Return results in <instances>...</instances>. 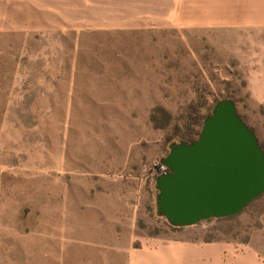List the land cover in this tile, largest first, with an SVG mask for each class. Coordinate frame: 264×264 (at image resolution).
<instances>
[{"label": "rangeland", "instance_id": "1", "mask_svg": "<svg viewBox=\"0 0 264 264\" xmlns=\"http://www.w3.org/2000/svg\"><path fill=\"white\" fill-rule=\"evenodd\" d=\"M223 99L264 150V0H0V264H58L62 214L82 204L89 235L100 178L143 183L141 235L263 228L264 194L186 229L157 212L168 137Z\"/></svg>", "mask_w": 264, "mask_h": 264}, {"label": "water", "instance_id": "2", "mask_svg": "<svg viewBox=\"0 0 264 264\" xmlns=\"http://www.w3.org/2000/svg\"><path fill=\"white\" fill-rule=\"evenodd\" d=\"M163 164L157 212L177 228L233 217L264 194V150L232 99L215 104L195 142L172 143Z\"/></svg>", "mask_w": 264, "mask_h": 264}, {"label": "crops", "instance_id": "3", "mask_svg": "<svg viewBox=\"0 0 264 264\" xmlns=\"http://www.w3.org/2000/svg\"><path fill=\"white\" fill-rule=\"evenodd\" d=\"M100 179L94 201L88 204L95 212L94 221L89 220V235L81 230L77 211L82 204H73L71 228L66 227L62 214L55 236L58 264H264V242L260 240L264 227L251 232L246 240L141 235L137 219L146 199L143 183L118 181L120 187L112 189L107 180ZM114 259L120 261L114 263Z\"/></svg>", "mask_w": 264, "mask_h": 264}, {"label": "trees", "instance_id": "4", "mask_svg": "<svg viewBox=\"0 0 264 264\" xmlns=\"http://www.w3.org/2000/svg\"><path fill=\"white\" fill-rule=\"evenodd\" d=\"M219 101V100H218ZM216 101L215 104L218 102ZM215 104L209 109V114L208 115H203L199 112L200 106H192V114H191V120L189 124L185 126V129L182 130L181 132L177 131L173 135L168 137V140L170 141L169 143H175V142H188V143H193L195 142L203 128L204 120L211 115L212 110L215 106ZM183 132V133H182ZM158 174H156V177ZM167 221V220H166ZM168 222V221H167ZM168 225L175 230H179L181 228L174 227L168 223Z\"/></svg>", "mask_w": 264, "mask_h": 264}, {"label": "built area", "instance_id": "5", "mask_svg": "<svg viewBox=\"0 0 264 264\" xmlns=\"http://www.w3.org/2000/svg\"><path fill=\"white\" fill-rule=\"evenodd\" d=\"M167 172H168V168L164 164H162L161 166H159L157 174L161 175Z\"/></svg>", "mask_w": 264, "mask_h": 264}]
</instances>
